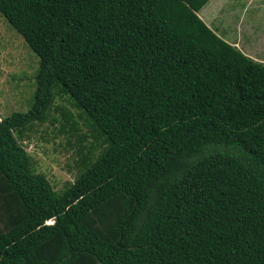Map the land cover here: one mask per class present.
Returning a JSON list of instances; mask_svg holds the SVG:
<instances>
[{
    "label": "trees",
    "instance_id": "obj_1",
    "mask_svg": "<svg viewBox=\"0 0 264 264\" xmlns=\"http://www.w3.org/2000/svg\"><path fill=\"white\" fill-rule=\"evenodd\" d=\"M207 1L0 0L37 56L0 118V264H264V64ZM58 93L102 144L60 192L16 139Z\"/></svg>",
    "mask_w": 264,
    "mask_h": 264
},
{
    "label": "rangeland",
    "instance_id": "obj_2",
    "mask_svg": "<svg viewBox=\"0 0 264 264\" xmlns=\"http://www.w3.org/2000/svg\"><path fill=\"white\" fill-rule=\"evenodd\" d=\"M197 15L223 40L264 64V0H208ZM36 67L37 56L0 15V118L28 108ZM69 101L66 95L56 94L44 120L32 123L16 138L30 155L31 171L42 174L57 192L82 169L81 154L86 151L85 157L93 159L102 147L93 143L88 148L87 125ZM61 110L70 114L76 131L69 128ZM79 134L85 136L82 142H77Z\"/></svg>",
    "mask_w": 264,
    "mask_h": 264
},
{
    "label": "crops",
    "instance_id": "obj_3",
    "mask_svg": "<svg viewBox=\"0 0 264 264\" xmlns=\"http://www.w3.org/2000/svg\"><path fill=\"white\" fill-rule=\"evenodd\" d=\"M225 41V40H224ZM227 43H229V44H231V45H233L231 42H228V41H226ZM243 53V52H242ZM246 55V54H245ZM248 56V55H247Z\"/></svg>",
    "mask_w": 264,
    "mask_h": 264
},
{
    "label": "clouds",
    "instance_id": "obj_4",
    "mask_svg": "<svg viewBox=\"0 0 264 264\" xmlns=\"http://www.w3.org/2000/svg\"><path fill=\"white\" fill-rule=\"evenodd\" d=\"M50 221H51V220H47V221H45V223H47V222L51 223Z\"/></svg>",
    "mask_w": 264,
    "mask_h": 264
}]
</instances>
